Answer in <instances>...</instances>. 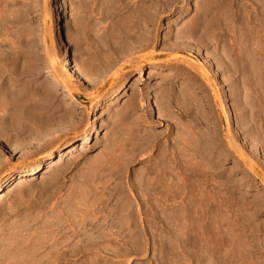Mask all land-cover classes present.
Listing matches in <instances>:
<instances>
[{"label": "rangeland", "instance_id": "1", "mask_svg": "<svg viewBox=\"0 0 264 264\" xmlns=\"http://www.w3.org/2000/svg\"><path fill=\"white\" fill-rule=\"evenodd\" d=\"M2 184L0 264H264V0H0Z\"/></svg>", "mask_w": 264, "mask_h": 264}, {"label": "bare ground", "instance_id": "2", "mask_svg": "<svg viewBox=\"0 0 264 264\" xmlns=\"http://www.w3.org/2000/svg\"><path fill=\"white\" fill-rule=\"evenodd\" d=\"M64 58H65V56H64ZM64 66L68 67L69 69L71 68V65L68 62L67 58L64 59ZM141 72L142 71L140 69L139 73H138V76H140V77L143 76V74ZM51 85L54 87L60 88V90H64V86H62L61 83H59L56 80H53ZM90 140H91L90 139V133H88L82 139H80L77 143H72L68 146L63 147L59 151L49 155L45 161V164H46L45 166L43 164H37V165L27 169V170L20 171L18 173V176L15 177L14 184L17 183L20 179H22L24 177L34 176V175L40 173L43 170V168L51 167L57 158L63 157L66 154L75 152L79 149L81 150V148L84 149L90 143ZM6 186H7V184H2L0 186V193L5 190Z\"/></svg>", "mask_w": 264, "mask_h": 264}]
</instances>
